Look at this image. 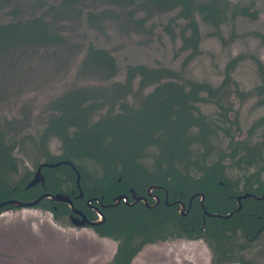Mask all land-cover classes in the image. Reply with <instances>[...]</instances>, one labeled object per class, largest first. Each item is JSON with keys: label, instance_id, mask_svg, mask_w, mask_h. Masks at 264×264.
<instances>
[{"label": "rangeland", "instance_id": "1", "mask_svg": "<svg viewBox=\"0 0 264 264\" xmlns=\"http://www.w3.org/2000/svg\"><path fill=\"white\" fill-rule=\"evenodd\" d=\"M193 1L206 4L215 0ZM226 1L231 5L218 26L208 22L197 7L192 8L198 38L194 46L184 43L193 35L187 26L190 19L181 16V6L170 7L166 0H0L1 22L42 15L48 23H56L65 40L40 48L31 57H20L19 52L2 57L0 118L21 119L22 111L28 113L27 130L34 132L47 116V104L66 90L122 82L127 67L139 64L169 68L215 87L221 86L228 73L240 83L253 85L260 79L257 61L264 65V0H220V4ZM235 6L249 7L258 17H232ZM98 14L102 18L94 22L91 16ZM91 47L113 58L118 71L110 79L85 70ZM234 59L232 69L229 63ZM202 107L205 113L217 112L213 104ZM262 116L264 110L254 114L244 122L243 131ZM50 150L61 152L57 139L51 141ZM212 157L215 160L218 155ZM27 165L34 170L31 161ZM234 165L235 161H227L229 176L238 174ZM94 172L99 174L97 168ZM115 247L110 238H100L88 227L56 221L50 212L35 206L0 213V264H110ZM246 254L264 264V243L253 244ZM212 255L205 241L172 238L165 245L144 247L131 264H213Z\"/></svg>", "mask_w": 264, "mask_h": 264}, {"label": "trees", "instance_id": "2", "mask_svg": "<svg viewBox=\"0 0 264 264\" xmlns=\"http://www.w3.org/2000/svg\"><path fill=\"white\" fill-rule=\"evenodd\" d=\"M166 2L170 7L181 6V16L190 19L187 26L192 29L193 35L185 39L184 43H192L194 46L198 38L192 8L197 7L204 14V18L215 25L221 21L220 14L225 9L221 7L220 0L206 4L193 0ZM16 10L13 8V11ZM91 18L94 22H99L102 14L92 15ZM64 42L56 23H48L42 15L31 16L27 20L19 18L14 22H1L0 18V61L3 60L2 57L7 58L14 52H19L16 54L20 57H31L30 54L36 53L40 48H49ZM84 67L85 70H94L108 79L118 71L113 58L107 52L95 50L94 47L90 48ZM138 77L140 84L137 90L133 87V81ZM125 80L111 82L103 87L75 86L66 90L47 104V116L34 134L26 132L28 124L25 118L26 114L29 117L28 113L22 111L21 119L0 118V203L16 195L23 201L32 200L43 191L41 186L25 188L30 172L27 168L21 169L22 157L17 158L12 154L17 146L25 148L29 140L30 144L39 148L38 155L46 158L48 162L72 161L81 174L82 183L94 176L86 169L85 163L95 161L102 168V173L96 177H141L148 184L165 185L173 197L184 200L192 192L202 191L207 194L209 209L222 212L214 204L220 194L211 183L224 179V167L220 162L206 164L209 150L204 136L205 122L198 105L205 101L201 92L209 90L210 86L184 77L169 68L143 64L128 66ZM150 86H154L153 90L145 94V89ZM130 97L132 103L128 102ZM105 107H108L105 115L93 122L92 117ZM196 126L202 127L201 135L192 131ZM50 137H56L62 142L64 152L61 156H50L47 153L46 144ZM201 147L207 148L203 154L199 152ZM119 166L120 170L117 168ZM195 176L200 177L198 181ZM100 181L88 188L83 184L82 188L87 195L108 196L104 190L105 183ZM72 188L76 189L75 172L71 166L61 164L47 171V191L69 193ZM52 204L49 200H43L35 207L51 210L56 221H62L69 213V207L64 203H54L57 206L54 209ZM15 207L10 204L1 206L0 213ZM142 210L145 217H150V214L147 215L148 211ZM162 213L170 215L186 227L200 228L201 211L198 207L188 217H182L174 208H162L157 216ZM141 215L140 212L127 213L126 221L129 225H141ZM123 217V213H118L114 216V221L122 224ZM234 221L211 218L208 226L215 224L226 232V228L235 225ZM103 227L98 230L103 231ZM108 234H112V230ZM185 237L197 239L201 237V232L198 231L196 236ZM206 240L213 250V264H261L247 259L244 255L236 256L232 248L234 245L226 248L225 244L230 242L229 239H224L221 232L210 235ZM147 241L148 238L140 239L129 251L121 243L110 264H129Z\"/></svg>", "mask_w": 264, "mask_h": 264}, {"label": "flooded vegetation", "instance_id": "3", "mask_svg": "<svg viewBox=\"0 0 264 264\" xmlns=\"http://www.w3.org/2000/svg\"><path fill=\"white\" fill-rule=\"evenodd\" d=\"M220 5L225 8L220 14L221 21H223L222 15L224 11L230 7L231 3L226 1ZM235 7L236 9L233 10L232 17L238 15L250 18L258 17V13L256 11L252 12L249 7ZM219 22L216 25L210 23L214 26H218ZM236 61L237 60L234 59L229 63L232 69H234ZM257 65L260 79L254 81L253 85L247 86L244 83L236 81L234 77L230 75L231 73L227 74L225 80L221 82V86L219 87H215L208 82L198 81L201 84L210 86L209 90L201 92V97L204 98L205 101L198 105L205 122L204 136L209 150V155L206 157V164L212 165L213 163L220 162L224 167V179L211 183L220 194V198H218L214 204L216 207L222 209V212L209 209L207 194L202 191H194L184 200L180 197H173L165 185L158 183L148 184L146 180H142L141 177H126L122 175L116 177H96L98 173L96 174L94 170L100 165L95 161H87L90 162L89 166L85 163L86 169L91 174H94V176L88 179L90 183H88V181L82 183L81 174L72 161L62 160L48 162L46 158L38 155L39 148L30 144L29 140L24 146L25 148L17 146L12 154L17 158L22 157L23 163L21 164V169L27 168L30 172V177L25 188L31 189L41 186L43 191L32 200L23 201L19 195H16L3 202L8 200H19L22 202L38 200L37 204H40L43 200H49L53 202L51 206L54 209H57L54 203L66 204L69 207V213L59 222H63L64 224L67 223L69 226L74 227H88L98 237L110 238L116 245L112 260L115 258L121 243H124L125 248L129 251L140 239L148 238V241L144 243L131 258L129 264H131L132 260H134L138 253L146 246L159 243L165 245L172 238L188 239V237L185 236H196L198 231L201 232V237L191 240L205 241L210 247L206 238H210V235L221 232L224 239H229L230 242L225 244L226 248L229 245H234L232 248L236 256L244 255L249 259L246 253L251 250L253 244L264 243V116L252 121L249 128L243 131L244 122L248 123L254 114L264 110V65L261 61H257ZM139 84L140 78L138 77L133 81L134 89L138 90ZM88 86L96 87L95 85ZM150 87L151 90L149 89ZM150 87L145 89V94L153 90L154 86ZM128 102H133L132 97L128 98ZM204 104H213L217 108V112L205 113L202 107ZM107 108L108 107H105L106 110L104 113L99 110L93 116L92 121H94L95 118L100 119L104 116ZM192 131L199 135L203 133L202 127L197 126L194 127ZM26 132L34 134L37 131L35 129L34 132L32 130ZM54 139H57L60 143L61 152H59V154H54L50 150L51 141ZM224 143H226V146H223ZM207 148L201 147L199 149L200 154H203ZM46 149L50 156L55 157L61 156L64 152L62 142L56 137L49 138ZM213 153L218 155V158L215 160L212 157ZM24 155L27 156L25 157ZM27 159L33 163L34 170L27 165ZM227 161H235L236 165H234L233 168L236 169L238 174L235 176L228 175ZM61 164L71 166L73 172H75V188L77 190L72 188L69 193L46 190L47 171L49 169H55ZM40 166L44 176L43 184L39 182L36 185L28 187V184L34 178L36 170ZM117 168L119 170L121 169L120 166ZM101 169L102 168L99 167L100 171ZM77 173L80 175L79 182L77 181ZM199 178V176H195L197 181ZM98 180H101V183H105L104 190L108 196L87 195L86 191L83 190V184L88 188ZM167 180H170V178ZM45 193H62L69 196L74 204V210H72L70 205L66 202L52 201L48 197L41 198ZM170 197L173 198L170 199ZM118 198H120V201L116 203ZM195 207H198L201 211L200 228H198L200 230L192 226L186 227L182 225V223L176 222L168 214L162 213L160 216H157L158 211L160 209L162 211V208H174L182 217H188ZM39 209L50 212L53 219L56 220L51 210ZM142 209L148 211L147 215L150 214V217H145L146 214L143 213ZM135 212L142 213L140 219V222L142 221L141 225H129L128 221H126L127 213L132 214ZM118 213H123L124 219L122 218V224L119 221H114V216ZM100 214H103V216ZM211 218H220L223 220L233 219L235 220V225L226 228L227 231L223 232L222 227H217L215 224L208 226V221ZM82 222H84L85 225H83ZM101 226H104L103 231L98 230ZM219 229L222 230L220 231ZM110 230H112V234H108ZM219 248H221V246H219ZM210 249L212 250L211 247ZM157 258L158 257H155V259ZM159 258L165 260V256H160ZM152 260H154V257ZM213 260L214 254L212 255V261ZM249 260L254 259L251 258Z\"/></svg>", "mask_w": 264, "mask_h": 264}, {"label": "water", "instance_id": "4", "mask_svg": "<svg viewBox=\"0 0 264 264\" xmlns=\"http://www.w3.org/2000/svg\"><path fill=\"white\" fill-rule=\"evenodd\" d=\"M80 180V175L79 173H77V181L79 182ZM39 182H44V176L41 172V166L38 167V169L35 172L34 178L30 181V183L28 184V187H31L33 185H36ZM42 197H48L49 199H51L52 201H57V202H66L70 205V207L72 208V210H74V204L71 201L70 197L67 195H64L62 193H57V194H52V193H45ZM39 198V199H41ZM38 200H34V201H30V202H22L19 200H8L5 202L0 203V206L6 205V204H10V205H14L16 207H20V208H25V207H33V205L37 204ZM120 201V198H118L116 200V203H118ZM115 205V204H114ZM101 216H103V214H100ZM97 223V222H94ZM83 225H85L84 222H82Z\"/></svg>", "mask_w": 264, "mask_h": 264}]
</instances>
